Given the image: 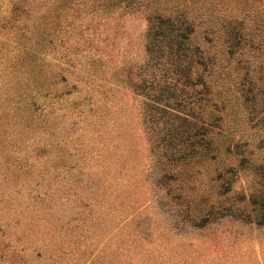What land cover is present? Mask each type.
<instances>
[{
  "label": "rangeland",
  "instance_id": "rangeland-1",
  "mask_svg": "<svg viewBox=\"0 0 264 264\" xmlns=\"http://www.w3.org/2000/svg\"><path fill=\"white\" fill-rule=\"evenodd\" d=\"M42 190L98 264H264V0H0V264Z\"/></svg>",
  "mask_w": 264,
  "mask_h": 264
},
{
  "label": "trees",
  "instance_id": "trees-1",
  "mask_svg": "<svg viewBox=\"0 0 264 264\" xmlns=\"http://www.w3.org/2000/svg\"><path fill=\"white\" fill-rule=\"evenodd\" d=\"M165 19L166 26L169 28V30H172L174 39L177 40L178 38L177 42H174L173 44L169 43L170 47L167 44L169 52L171 53L172 48L175 46L173 53L180 56V50L186 48L180 41L187 39L189 36V31L187 32L188 29L186 28L183 31H178V34H175L173 33V29H170V26L172 25L169 21V17ZM156 47L158 48V46ZM153 56L155 57V54H153ZM181 76L185 78L186 75L182 74ZM187 83H190V85L192 84L191 81H187ZM140 88L141 87L139 85V89ZM160 91H163V89H160ZM169 97L174 99L175 96L171 94ZM154 102L156 103V107H159L158 104L161 103V99L156 96L154 97ZM173 135L175 134L171 133L172 141L176 139V137H173ZM90 189L86 192H80L77 191V189L67 191L63 190L62 195L57 196V200L60 202L63 196L71 203L78 202L75 203V205L72 204L74 205L72 209L77 205H80L82 202H85L82 207H86L87 201L90 199V196L87 195L91 192ZM60 190H57L56 194H59V192H61ZM37 192L41 193L42 198L38 201V203L41 205V219L37 218L36 220L37 224H35V227L37 230L35 232V237L29 242V246L14 245L11 247L9 245L3 244L4 249H2H7L9 254V257H7L8 260H3L7 261V264H98L99 261H101L99 260L101 258V252L95 253L97 241H93L92 237L85 233V228H83L84 222L82 219L79 217H71L67 222L62 224L59 223L58 221H62L61 217H58L59 214L57 216L58 218H52L53 211L46 209V199L44 198H52L53 196L50 195L48 190ZM80 196H85L84 200L80 201ZM75 212L78 213L79 210ZM95 224V222L93 224L90 223L91 226L88 229L91 230L93 225L97 227ZM106 264H111L110 260H107Z\"/></svg>",
  "mask_w": 264,
  "mask_h": 264
}]
</instances>
